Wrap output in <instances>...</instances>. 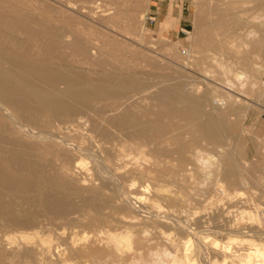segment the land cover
<instances>
[{"label":"bare ground","instance_id":"6f19581e","mask_svg":"<svg viewBox=\"0 0 264 264\" xmlns=\"http://www.w3.org/2000/svg\"><path fill=\"white\" fill-rule=\"evenodd\" d=\"M99 1L0 0V225L87 228L79 237L54 228V239L39 230L5 233L0 263L264 264V206L245 216L239 205L236 219L222 203L223 196L241 203L255 196L245 190L264 185V163L250 170L239 157L220 160L222 142L238 128L227 116L240 100L236 83H256L247 52L264 44V0H202L188 38L203 79H216L205 87L180 74L125 75L137 63L112 64L100 57L108 56L101 42L79 43L72 21L88 19L86 7H114L98 21L110 29L129 0ZM136 13L131 8L125 30L134 29ZM173 65L186 67H161ZM257 90L264 102V84ZM252 104L263 107L251 101L244 116ZM200 178L215 193L208 199L214 205L191 219L190 181ZM260 190L257 198L264 197ZM202 220L213 224L201 229Z\"/></svg>","mask_w":264,"mask_h":264},{"label":"rangeland","instance_id":"374dc122","mask_svg":"<svg viewBox=\"0 0 264 264\" xmlns=\"http://www.w3.org/2000/svg\"><path fill=\"white\" fill-rule=\"evenodd\" d=\"M102 1L103 2H101V3H104V2L106 3L108 0L107 1L102 0ZM202 2H203L202 0H129L128 4H125L124 7L123 6L119 7L120 11H121V13H120L121 16L119 15L120 18L119 17L117 18V22L120 20L118 23H116V24H118V26L111 25V26H109L110 29H105V28H102L100 25H98V21H100V19L102 18V17H100L103 14L102 11L104 10V8L107 6L108 3L107 4L104 3L105 7L103 4H100V3H99V7H96L95 5H92L91 7H89V6L86 7L85 10H87V8L90 10V11L87 10L88 13H90L87 15L91 19H89V18L85 19L84 18L83 22H74V20L72 18H68L67 16H64V20L65 21H67L69 19L73 20L72 22H73V24L75 23V27L77 28V30L75 31V33L77 34V40L79 41V43L85 44V46H87V48L90 47L89 46L90 43H96L97 42V44H99L101 42L99 44V46H102V47L105 46V47H103V49H104V51H107L108 56L102 54V55H100V57L103 56V58H104V56H106L107 59L109 60V61L107 60L108 62H112V64H119V62H121V60H122V62L133 61L135 64L137 63L136 67L125 68V70H123V72H122L125 75H127L131 71L132 72L138 71L137 72L138 75H142V74L147 75L148 74L147 76H149V77H153V76L158 77L161 75L164 76L166 74H167V76L169 75L171 77L172 76L173 77H179V74H180V76L184 75L185 78H189V79L193 78V79L200 81V84L202 85V87H205L207 85V83H206L207 81H209L210 79H212V80H216V79L214 76H208L210 78L209 80L208 79L204 80L205 78L203 79V76H202L203 73L201 71V70H203V68L198 65V60H196V61L194 60L195 58L198 57V54L194 51H191L193 49L190 47V40L188 38L189 37L188 32L190 34H192L191 32L194 31V29H196L198 26V23H197L198 22V19H197L198 16H196V13L200 12V10L202 8V5H201ZM77 4L79 6H82V5L85 6L84 3H82V2H81V4H80V2H78ZM100 5L101 6L103 5L102 6L103 8H101ZM108 6H110V4ZM113 6L114 5H112L111 8ZM107 8L110 9L109 7H106L105 9H107ZM131 8H136L137 9L136 15L137 14L138 15H137L136 19L133 20V24H135L134 29L125 30L128 25H131V23L129 22L130 17H131L129 15ZM112 9H110V10L113 11L114 9L113 10ZM122 15L124 17H122ZM127 15H129L130 17ZM48 16L52 17L50 14H48ZM150 16L154 17V21L149 20ZM45 17L47 19H50L47 16H45ZM57 19L60 20L61 18H57ZM90 21H91V23H90ZM86 23H87V25H86ZM168 23H170V24H168ZM81 24L82 25L84 24V25L81 26ZM79 27H81V29ZM83 27L85 29H87L88 33L86 32L85 29H83ZM89 27H91V30L93 32H91ZM82 30H84V31H82ZM84 32L86 33L87 36H85ZM97 32H99V33H97ZM94 33L97 36H95ZM88 35L91 37L89 38ZM93 36H94V40L92 39ZM109 36H110V38H109ZM66 39H69V40L72 39L73 40V37L67 36ZM91 39H92V41H91ZM88 40H90V41H88ZM105 44L106 45L109 44V45L106 46ZM252 52H254V53H252ZM247 54L252 56L250 59V60H252V63L254 64L253 65L252 80L255 81L256 83L254 85H252L251 87L249 86L247 81H245V79H243L241 82H239L240 85H239V83H236V87L234 89V91H235L234 94L237 95L240 98V100L237 101V104H234V108L231 111L227 112V116L229 119V121H228L229 124H234V126L238 127L237 131L239 130V132L235 131V129H236L235 128L231 134V139L230 140H224L222 142V144L225 148L226 154L224 153L222 155V157L220 156L221 157L220 160L222 161L224 158L223 161H229L230 157H233V156H235L236 158L239 157V159L244 160L247 163L244 165V167L250 168V170H251V166L256 165L257 167L262 168L261 166H263L262 164L264 163V149L262 150V148L264 147V102L257 99V97L259 95V91L257 90V87H259V85L264 84V44L262 46H260L256 51H255V49L254 50L250 49L247 52ZM111 55H112V57H111ZM116 57L120 61H117ZM115 62H118V63H115ZM173 62H179V63L185 62L186 67H182L181 65H178V66L173 65V67L170 66V67H166V68L161 67V66H166V63H168V64L172 63L173 64ZM129 69H131V71ZM155 74H157V75H155ZM158 78H160V77H158ZM211 99H210V102H211ZM245 99L247 101H244ZM251 101H253V102L258 101V103L260 102V105H263V107L259 106V105L252 104L253 106L251 107V109L247 113L249 116L248 115L244 116L243 115L244 106L247 103H251ZM217 104L220 106L221 105L220 101H218ZM207 107H208L207 109H209L210 105L209 106L207 105ZM210 112H212V111H210ZM213 119L217 120L216 114L213 115ZM216 120H215L216 124L221 123L220 120H218V121H216ZM234 132L237 134H235ZM234 140H236V141H234ZM207 146H209V147H207ZM207 146H206V150H207L206 152L213 154V150L210 148V147H213V144H208ZM238 151H240V153ZM226 157L229 160H225ZM261 159H262V161H261ZM258 160L261 162H259ZM81 177H82V175H78L79 179H81ZM200 179L199 180H197V179L192 180V183L197 181L196 185L192 184L190 181V186L192 185V187L196 190L190 191V192H189V190L187 191V192H189V194L187 193L188 199L193 198L191 200H194L196 198L195 199L196 201H194V202L189 200L188 202L190 205L189 204H188L189 206L187 205L188 211H186L187 212L186 215L191 219H197L199 216L205 215V213L210 211L208 209L211 206H212L211 208H213V205H214V202L209 203L208 199L210 197L209 195H213L215 193L212 192V190L210 189V186L207 183L200 182V181H202V178H200ZM198 182H199V184H198ZM254 187L256 188L257 191H254L255 189H252L253 188L252 186H250L251 189L246 188L245 191L248 194L252 195V193H254V192H256V194H255V196L252 195V197H248V199H245L244 201L241 200L243 203L237 202L238 200H235L234 198L231 199L228 197H224V196L222 197L221 196L222 200H223V202L222 201L221 202L223 203V205L225 204V206H227L229 210L234 211L232 214V215H236V217L234 216V218L237 219L239 217L238 212L240 211V209H245L244 215L248 216V215H250L251 211L255 210V204H257V206L259 208H263L264 197L261 196V197L257 198L256 196L258 194H260L258 189L262 190L264 188V185L263 184H260V185L257 184V186H256V184H255ZM170 188L173 189V187L171 185H170ZM201 188L203 190H201ZM206 189L208 191H210V190L211 191L208 192ZM205 192L206 193L208 192L207 193L208 195ZM200 196H202V197H200ZM206 200H207V202H206ZM257 200H258V202H257ZM224 202H226V203H224ZM230 202H231V204H230ZM163 205H164V208H166L165 204H163ZM239 205L241 206L240 209H238ZM193 207L196 209H194ZM205 209H207V210L205 211ZM190 213H191V215H190ZM189 218L185 219L182 217V220H187ZM203 221L204 220H202V223H201L202 224L201 229L205 228L204 225L206 226V228H208L213 224L212 220H211V224L208 223V222H210V220H208V222H206L207 220L204 221L205 223H203ZM46 223L44 222L42 224L43 225L42 227L44 229L41 228V226H37V225H41V224H36L31 228H26V227H22V226L17 227V226H13V225L11 227L8 226L5 228L4 226L0 225L1 226L0 227V236H1L0 239L3 240V238H5L4 237L5 233L7 235L8 234L12 235V234H16V233L18 234V233H22V232L25 233L26 231L32 232L33 230H37V231L39 230V231H43L42 233L51 234V237L53 236L52 239H54V234H53L55 232L54 228L56 230L57 228H62V227L65 228V230L67 228L69 231H72V229H75V231H77V234H78L77 237H79L82 235V234H80V232L83 233V231L87 229L86 227L83 228V226H81L78 223L74 224V223H70V222H58V221L56 223L55 222H50L47 224ZM68 223L70 224L69 226H68ZM48 224H50V225H48ZM66 225L68 227H66ZM51 226H54V227H51ZM2 227H4V228H2ZM46 228L48 229V232H47ZM49 228L52 230H50ZM81 228H83V229H81ZM44 230H45V232H44ZM68 230H66V231H68ZM50 232H52V233H50ZM6 234H5V236H6ZM218 239L221 241H228V242L231 241V239H227L226 236H221V237L218 236ZM215 257L219 258L220 260H224V259L228 260V258H229V257L223 258L220 255H216ZM4 261H2V263H0V264H7V263H9L10 259L6 257V258H4ZM18 261H20V259ZM14 262L15 261L13 260L12 264H16V262L15 263Z\"/></svg>","mask_w":264,"mask_h":264},{"label":"built area","instance_id":"2783aa9c","mask_svg":"<svg viewBox=\"0 0 264 264\" xmlns=\"http://www.w3.org/2000/svg\"><path fill=\"white\" fill-rule=\"evenodd\" d=\"M149 20H150V21H154V17H153V16H150V17H149Z\"/></svg>","mask_w":264,"mask_h":264}]
</instances>
